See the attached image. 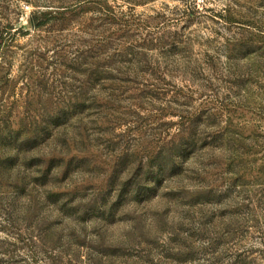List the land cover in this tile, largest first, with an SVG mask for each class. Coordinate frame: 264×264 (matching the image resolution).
Wrapping results in <instances>:
<instances>
[{
	"label": "rangeland",
	"instance_id": "374dc122",
	"mask_svg": "<svg viewBox=\"0 0 264 264\" xmlns=\"http://www.w3.org/2000/svg\"><path fill=\"white\" fill-rule=\"evenodd\" d=\"M98 2L0 0V264H264V0Z\"/></svg>",
	"mask_w": 264,
	"mask_h": 264
},
{
	"label": "trees",
	"instance_id": "16d2710c",
	"mask_svg": "<svg viewBox=\"0 0 264 264\" xmlns=\"http://www.w3.org/2000/svg\"><path fill=\"white\" fill-rule=\"evenodd\" d=\"M39 1L40 3L44 4L39 6H44L45 8L37 9L33 11L28 19L30 25L34 28L41 27L49 23L55 24L57 22H60L61 25H64L68 21L72 20V16H74V13L76 12L87 11L88 9H92V8L93 9L96 8L97 11L104 9L103 7H101L103 6V4H101L100 6V2H98V0H39ZM2 34L3 31L0 33V47L3 40ZM29 124L30 125L28 126V128H26L24 131H22V129L20 128H12L9 125H5V124L3 126L0 125V149L2 153H6V151H8L6 149L9 143L11 142L16 143L17 146L21 147L24 146L25 144L27 145V142L29 140L30 141L37 140L40 136L42 137L46 130L47 119L43 118L42 115L35 116V120L30 121ZM33 124L34 126H32ZM1 156L2 158H6L4 154ZM210 192H207L206 195H209Z\"/></svg>",
	"mask_w": 264,
	"mask_h": 264
}]
</instances>
